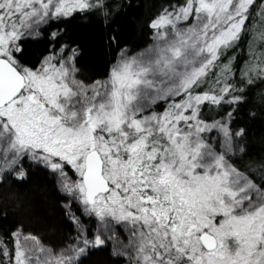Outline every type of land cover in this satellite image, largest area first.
Listing matches in <instances>:
<instances>
[{
  "label": "snow or ice",
  "instance_id": "1",
  "mask_svg": "<svg viewBox=\"0 0 264 264\" xmlns=\"http://www.w3.org/2000/svg\"><path fill=\"white\" fill-rule=\"evenodd\" d=\"M139 8L0 0V187L46 171L72 225L52 245L16 222L0 264H84L105 247L122 264H264V148L249 139L264 0H163L131 39L109 36L103 78L86 76L71 20L111 27Z\"/></svg>",
  "mask_w": 264,
  "mask_h": 264
},
{
  "label": "trees",
  "instance_id": "2",
  "mask_svg": "<svg viewBox=\"0 0 264 264\" xmlns=\"http://www.w3.org/2000/svg\"><path fill=\"white\" fill-rule=\"evenodd\" d=\"M139 9L129 10L127 16L117 18L111 27L101 17L84 18L77 15L69 25L70 34L83 48L81 65L86 76L103 78L113 60L115 41L110 35L119 32V39L132 38V19L147 17L163 0H137ZM28 52L36 56L41 51L42 42H29ZM249 139L254 151L264 148V120L257 119L249 125ZM64 194L58 190L54 179L44 170L35 169L24 183H13L0 187V232H4L18 221L28 230L37 234L47 243L60 244L72 229L62 208ZM8 215L5 217L4 212ZM94 227V225H92ZM84 264H122L109 254L107 247L93 251Z\"/></svg>",
  "mask_w": 264,
  "mask_h": 264
},
{
  "label": "rangeland",
  "instance_id": "3",
  "mask_svg": "<svg viewBox=\"0 0 264 264\" xmlns=\"http://www.w3.org/2000/svg\"><path fill=\"white\" fill-rule=\"evenodd\" d=\"M62 193V192H61Z\"/></svg>",
  "mask_w": 264,
  "mask_h": 264
}]
</instances>
